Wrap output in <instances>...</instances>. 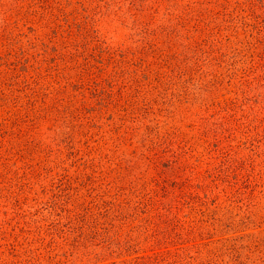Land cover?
<instances>
[{
    "label": "rangeland",
    "instance_id": "374dc122",
    "mask_svg": "<svg viewBox=\"0 0 264 264\" xmlns=\"http://www.w3.org/2000/svg\"><path fill=\"white\" fill-rule=\"evenodd\" d=\"M0 264H264V0H0Z\"/></svg>",
    "mask_w": 264,
    "mask_h": 264
},
{
    "label": "trees",
    "instance_id": "16d2710c",
    "mask_svg": "<svg viewBox=\"0 0 264 264\" xmlns=\"http://www.w3.org/2000/svg\"><path fill=\"white\" fill-rule=\"evenodd\" d=\"M171 209H172V208H171ZM171 209H170V210H171Z\"/></svg>",
    "mask_w": 264,
    "mask_h": 264
}]
</instances>
